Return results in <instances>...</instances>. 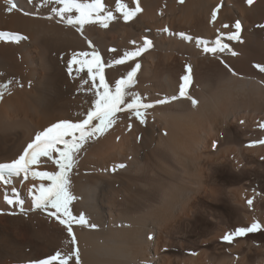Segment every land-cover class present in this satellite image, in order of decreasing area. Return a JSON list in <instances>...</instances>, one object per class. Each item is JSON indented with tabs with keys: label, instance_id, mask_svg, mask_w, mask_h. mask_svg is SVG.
Wrapping results in <instances>:
<instances>
[{
	"label": "bare ground",
	"instance_id": "obj_1",
	"mask_svg": "<svg viewBox=\"0 0 264 264\" xmlns=\"http://www.w3.org/2000/svg\"><path fill=\"white\" fill-rule=\"evenodd\" d=\"M13 2L17 8L9 12L0 0V32L26 39L0 41V163L18 159L53 123L84 119L95 89L86 66L78 71L74 64L70 73L75 53L98 52L110 87L139 63L129 91L155 106L145 124L118 113L77 154L69 173L76 199L69 207L88 225L73 224L75 246L55 217L33 208L32 197L50 181L30 174L0 181V264H38L73 247L81 264H264V231L229 245L218 242L255 218L264 221V72L255 67L264 65V0H138L142 11L129 21L116 11L117 0H102L115 19L106 28L86 24L82 31L66 23L75 11L65 13V20L53 13L62 5ZM122 2L136 7V0ZM236 21L243 42L223 41L235 56L227 50L205 53L197 44L208 39L207 46H215L218 36L235 32ZM145 39L152 41L150 50L107 67L143 47ZM187 66L188 94L196 106L185 98L158 103L178 96ZM56 158L40 157L32 170L55 173ZM13 189L23 212L5 201L6 194L17 199ZM251 198L252 209L246 206Z\"/></svg>",
	"mask_w": 264,
	"mask_h": 264
},
{
	"label": "snow or ice",
	"instance_id": "obj_2",
	"mask_svg": "<svg viewBox=\"0 0 264 264\" xmlns=\"http://www.w3.org/2000/svg\"><path fill=\"white\" fill-rule=\"evenodd\" d=\"M29 2H31V0H29ZM49 2L62 5L59 9H52L53 13L60 17L61 20H65V13H72L75 11L78 15L75 17L68 15L66 23L71 26L79 25L78 31H82L83 26L86 24H98L106 28L108 27V23L115 19L114 14L106 10L102 0H90V2L89 0H45V3ZM181 2H183V0H181ZM252 2L253 0H247L249 5H251ZM6 3L9 5L7 9L9 12L17 8L13 0H6ZM217 10L212 12L213 21L216 19ZM116 11L121 13L125 21H129L141 12L142 9L139 6L138 0H136V7L134 10L129 9L122 0H117ZM101 13H103V16H101ZM24 14L28 15V13ZM48 19H51V17H48ZM224 27L228 26L224 25ZM234 28L235 32L229 33L226 36L223 34L218 36L214 42L215 46L213 47H208L207 42L200 39L196 42L198 45H204L203 51L205 53H223L227 50L235 56L237 53L233 51L227 43L223 42L225 39L228 41L243 42L240 37L241 23L236 21ZM165 31L168 30L165 29ZM180 35L183 39H191V37L185 36L183 33ZM24 39H26V37L18 33L0 32V41L19 43ZM89 46H92L91 42H89ZM151 47L152 41L145 39L143 47L133 52H125L122 58L109 61L107 67H112L114 64H124L129 59H135L140 56ZM77 56L82 57V59L78 60ZM88 57H90V59H83ZM74 64L80 66V68L77 69L78 71L82 70L85 66L87 67L88 77L93 81L92 88L95 89L93 93L95 99L84 119L76 123L71 121L53 123L51 126L35 135L34 140L27 145L23 154L20 155L18 159L11 163H0V181H3L5 184L10 183L12 177H19L21 174H23L24 179H27L30 174L33 179L41 178L50 181L48 186L42 184L38 190V195L32 197L33 208L46 212L49 217H55L59 223L65 227L68 237L70 238V243L73 246L76 245L73 224L81 226L88 225V220L83 214H80L78 217L74 216L69 207L73 200L76 199L70 191L69 173L77 161V154L90 139L103 135L116 122L118 113L128 112L131 116H134L140 124H145L147 110L155 106L153 103L144 102L140 94L129 91L135 85L136 73L140 68L139 63H137L131 71H128L125 77L117 80L114 87H110L109 83L106 82L104 74L106 65L102 62L98 52L93 51L92 53L82 52L73 54V58L68 64L70 73ZM225 67L228 68L233 75H236L227 64H225ZM255 67L258 68L260 72H264V65L258 64ZM97 79L99 80V85L95 83ZM84 83L87 84L88 81L85 80ZM191 83V66H187L186 74L181 77L178 96L174 95L171 98L160 100L158 103L164 104L180 98H185L190 100L193 106H196L197 101L188 94V88ZM3 87L7 88V85ZM100 89H102V91ZM3 95L4 93L0 91V98H2ZM260 127L264 128V124H261ZM129 128H131V125H129ZM66 137H71V139H66ZM259 143L264 144V140L259 141ZM213 147H216V145L214 144ZM53 153H57V158L54 160L58 168L57 172L49 173L47 171L40 172L32 170V165L36 164L40 157H47L49 160H52ZM117 167L123 168L125 165L120 164ZM13 195L17 196V199L14 200L9 198L6 194L5 201L9 205L19 204L21 206V212H23V200L18 198L15 189H13ZM248 204L251 205L252 200H248ZM24 214L26 215L27 213ZM91 227H95V225H91ZM260 230V223L254 222L248 227H237L234 231L224 235L222 240L223 242L231 244L235 238L245 237L250 233H256ZM79 255V250L75 247H73L71 252L64 254L57 250L54 255H51L47 259L40 260L38 264H71L73 258H75V264H81Z\"/></svg>",
	"mask_w": 264,
	"mask_h": 264
},
{
	"label": "rangeland",
	"instance_id": "obj_3",
	"mask_svg": "<svg viewBox=\"0 0 264 264\" xmlns=\"http://www.w3.org/2000/svg\"><path fill=\"white\" fill-rule=\"evenodd\" d=\"M147 32H148V31H147ZM161 34H163V32H162ZM213 152H215V149H213ZM28 196H31V195L28 194ZM164 252H165V251H164Z\"/></svg>",
	"mask_w": 264,
	"mask_h": 264
}]
</instances>
